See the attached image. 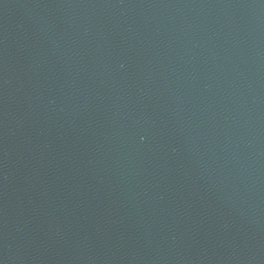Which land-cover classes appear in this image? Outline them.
Segmentation results:
<instances>
[{
	"label": "water",
	"instance_id": "95a60500",
	"mask_svg": "<svg viewBox=\"0 0 264 264\" xmlns=\"http://www.w3.org/2000/svg\"><path fill=\"white\" fill-rule=\"evenodd\" d=\"M0 264H264V0H0Z\"/></svg>",
	"mask_w": 264,
	"mask_h": 264
}]
</instances>
